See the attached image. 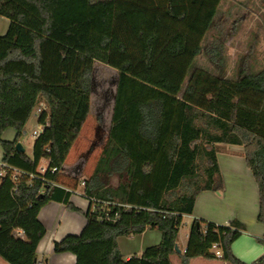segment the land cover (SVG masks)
Segmentation results:
<instances>
[{
    "label": "trees",
    "instance_id": "1",
    "mask_svg": "<svg viewBox=\"0 0 264 264\" xmlns=\"http://www.w3.org/2000/svg\"><path fill=\"white\" fill-rule=\"evenodd\" d=\"M219 2L0 0V15L9 20L0 35L1 161L22 172L16 185L0 178L4 261L41 264L36 247L45 228L38 212L47 202L79 210L68 186L79 179L64 177L62 167L90 110L95 61L117 72L107 141L82 180L83 196L97 202L83 213L81 232L54 241V252L72 253L75 264H171L182 215L192 213L199 192L222 188L218 144L242 146L264 225V68L236 79L195 69L184 85ZM40 104L37 121L45 126L30 156L15 144ZM6 128L14 129L13 140L2 139ZM41 159L48 161L43 174L37 171ZM146 228L160 232L159 242L124 259L117 238ZM242 230L238 220L218 225L193 219L180 263L203 257L263 264L262 256L244 263L232 254ZM214 244L221 257L211 251Z\"/></svg>",
    "mask_w": 264,
    "mask_h": 264
},
{
    "label": "crops",
    "instance_id": "2",
    "mask_svg": "<svg viewBox=\"0 0 264 264\" xmlns=\"http://www.w3.org/2000/svg\"><path fill=\"white\" fill-rule=\"evenodd\" d=\"M8 25L9 20L0 15V35L6 32ZM113 99L114 95L111 101V113ZM7 129L4 130L5 132L3 131L2 139L13 140L14 129ZM218 147L219 151L216 153V160L222 188L218 191L202 190L199 192L194 200L192 213L183 214L182 220L187 218V222L184 225H191L192 220L195 218L211 221L218 225H226L231 220H238L244 225V230L231 243L232 254L244 263H251L262 256L264 264V243L261 242V240L264 241V225L257 220L258 189L254 177L245 163L243 148L234 144H218ZM24 152L28 154L25 149ZM31 154L28 155L31 156ZM1 157L2 148L0 146V160ZM65 162L66 159L62 167V175L79 179L81 170L78 172L74 170L73 172L66 171ZM47 164V159H41L37 171L40 173L41 168ZM83 178H87V176ZM82 180L79 179V183L75 186L68 185L73 187L69 189L71 191L69 201L79 209L78 211L71 210L64 203L57 201H49L40 208L38 219L45 228V234L36 247V258L39 263L75 264L76 259L72 253L54 252L53 242L60 240L67 234H79L86 221L83 213L89 209L92 211L94 208V203L83 196V186L80 184ZM65 183H67V180H65ZM79 185H81V188H79ZM189 227L187 226L186 228L185 226L186 231L183 232L180 225L175 242L179 251L175 250V253L170 255L171 264H181L179 255L185 251ZM159 240L160 232L157 229L146 228L140 234L119 236L117 243L124 259H128L131 256L141 255L145 247L155 245ZM216 249L212 248L211 251L214 252ZM0 264L4 263L0 261ZM6 264L8 263L6 262ZM188 264L227 263L220 259L195 257L190 259Z\"/></svg>",
    "mask_w": 264,
    "mask_h": 264
},
{
    "label": "rangeland",
    "instance_id": "3",
    "mask_svg": "<svg viewBox=\"0 0 264 264\" xmlns=\"http://www.w3.org/2000/svg\"><path fill=\"white\" fill-rule=\"evenodd\" d=\"M214 52L215 56L212 57ZM262 68H264V0H220L184 85L195 69L204 70L214 76L236 79L241 73H255ZM116 79L115 69L97 61L93 63L90 78V110L65 162L66 171L81 170L80 180L92 173L106 144ZM36 120L32 113L19 138L28 154H31L33 141L30 133L37 125ZM14 137L15 132L12 139ZM109 182L114 184L116 176H110ZM197 182L200 184L203 182L202 175ZM183 190L182 187L176 189L171 197L182 193ZM185 222L187 218H183L181 223L183 232L190 226L184 225ZM0 261L6 264L1 258Z\"/></svg>",
    "mask_w": 264,
    "mask_h": 264
},
{
    "label": "built area",
    "instance_id": "4",
    "mask_svg": "<svg viewBox=\"0 0 264 264\" xmlns=\"http://www.w3.org/2000/svg\"><path fill=\"white\" fill-rule=\"evenodd\" d=\"M43 107H44L43 104H40L37 108H35V110H34L33 113H34V115L36 116V119H37L38 115L40 114V112L42 111ZM47 120H48V119L46 118V123H47ZM36 121H37V120H36ZM36 123H37L36 127H35V128L31 131V133H30L32 139L37 138V137L40 135V133L43 131V128H44V126H45V124L39 123L38 121H37ZM47 165H48V164H47ZM47 165H46L45 167L41 168V172H40L41 174H43V173L45 172V170H46V168H47ZM56 170H57L56 167L51 168V172H54V171H56ZM21 175H22V172H21L20 170H18V169L15 168V167H11V166L5 164L4 162H2V161L0 160V178H4L5 176H8L9 179H10V180L16 185L17 180H18V178H19ZM29 177L32 178L33 175L30 174ZM83 184H84V182L81 181V185H83ZM91 201H92V203H96V202H97V200L94 199V198H91ZM98 202H99V201H98ZM103 204H106V202H103ZM123 206H126V205H123ZM93 209H94V208H93ZM105 218L109 219V217H107V216H106ZM17 235L21 236V235H22L21 231H18V232H17ZM212 248H217V249L214 251V253H215L216 257H221L222 252H221V250L218 248L217 244H214V245L212 246Z\"/></svg>",
    "mask_w": 264,
    "mask_h": 264
},
{
    "label": "water",
    "instance_id": "5",
    "mask_svg": "<svg viewBox=\"0 0 264 264\" xmlns=\"http://www.w3.org/2000/svg\"><path fill=\"white\" fill-rule=\"evenodd\" d=\"M15 147H16V149H17L18 151L24 152V148H23V146H22V144H21L20 142H17V143L15 144ZM174 249H175L177 252L179 251L178 248L176 247V245H175Z\"/></svg>",
    "mask_w": 264,
    "mask_h": 264
}]
</instances>
